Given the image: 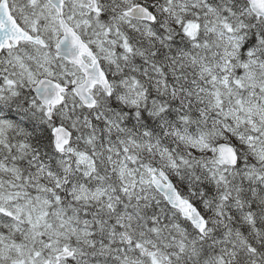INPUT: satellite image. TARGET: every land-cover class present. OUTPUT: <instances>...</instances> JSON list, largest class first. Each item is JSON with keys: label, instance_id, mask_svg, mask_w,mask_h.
<instances>
[{"label": "snow or ice", "instance_id": "obj_1", "mask_svg": "<svg viewBox=\"0 0 264 264\" xmlns=\"http://www.w3.org/2000/svg\"><path fill=\"white\" fill-rule=\"evenodd\" d=\"M0 264H264V0H0Z\"/></svg>", "mask_w": 264, "mask_h": 264}]
</instances>
